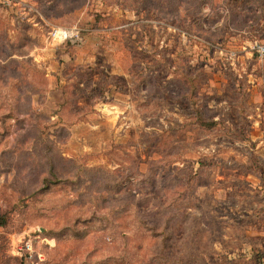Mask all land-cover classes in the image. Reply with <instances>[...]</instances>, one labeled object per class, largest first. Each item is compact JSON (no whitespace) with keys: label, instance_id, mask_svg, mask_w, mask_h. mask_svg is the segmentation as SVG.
I'll return each instance as SVG.
<instances>
[{"label":"rangeland","instance_id":"rangeland-1","mask_svg":"<svg viewBox=\"0 0 264 264\" xmlns=\"http://www.w3.org/2000/svg\"><path fill=\"white\" fill-rule=\"evenodd\" d=\"M255 43L264 0H0V264H264Z\"/></svg>","mask_w":264,"mask_h":264},{"label":"built area","instance_id":"built-area-1","mask_svg":"<svg viewBox=\"0 0 264 264\" xmlns=\"http://www.w3.org/2000/svg\"><path fill=\"white\" fill-rule=\"evenodd\" d=\"M47 43L49 45L57 44H71L80 45L82 43L81 30L77 27L62 28L52 27L47 33ZM254 49L257 53L258 59L261 61L264 58V44L255 43ZM32 245L29 241L22 242V245L17 247L16 254L20 256L31 257Z\"/></svg>","mask_w":264,"mask_h":264},{"label":"trees","instance_id":"trees-1","mask_svg":"<svg viewBox=\"0 0 264 264\" xmlns=\"http://www.w3.org/2000/svg\"><path fill=\"white\" fill-rule=\"evenodd\" d=\"M197 126L202 129H210L214 126V122L206 121L203 117L197 116ZM6 225L5 214H0V227H4Z\"/></svg>","mask_w":264,"mask_h":264},{"label":"crops","instance_id":"crops-1","mask_svg":"<svg viewBox=\"0 0 264 264\" xmlns=\"http://www.w3.org/2000/svg\"><path fill=\"white\" fill-rule=\"evenodd\" d=\"M263 62H264V60H263ZM263 67H264V64H263ZM263 75H264V69H263ZM260 79H261V75H255L254 76V73H252V83L254 84V87L259 85Z\"/></svg>","mask_w":264,"mask_h":264}]
</instances>
